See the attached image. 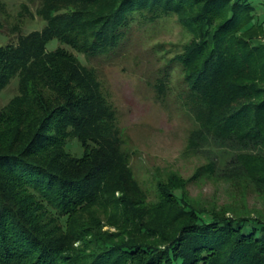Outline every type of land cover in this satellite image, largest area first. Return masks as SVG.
<instances>
[{
	"label": "trees",
	"instance_id": "trees-1",
	"mask_svg": "<svg viewBox=\"0 0 264 264\" xmlns=\"http://www.w3.org/2000/svg\"><path fill=\"white\" fill-rule=\"evenodd\" d=\"M42 3L44 29L0 48V93L20 79L0 110V264H264V218L196 207L178 183L160 182L150 206L130 196L114 114L93 71L63 47L47 49L58 40L108 55L139 13L175 14L192 36L174 60L201 128L264 152V0ZM236 158L264 188V153ZM93 207L116 212L115 231L83 217Z\"/></svg>",
	"mask_w": 264,
	"mask_h": 264
},
{
	"label": "rangeland",
	"instance_id": "rangeland-1",
	"mask_svg": "<svg viewBox=\"0 0 264 264\" xmlns=\"http://www.w3.org/2000/svg\"><path fill=\"white\" fill-rule=\"evenodd\" d=\"M42 2L0 0V48L44 29L48 5ZM157 12L139 13L141 18L132 22L121 46L108 55L89 57L58 40L51 41L47 49L63 47L93 71L99 92L114 114L112 125L127 158L130 196L140 195L150 206L159 200L160 182L178 183V192L196 207L264 218V188L241 174L236 158L240 152H264L231 141L222 143L201 128L182 70L174 60L192 36L178 23L177 15ZM19 88L16 74L0 93V110ZM71 142V153L81 152L77 141ZM209 163L213 171H205ZM82 215L102 219L104 229L111 231L121 220L116 212L106 214L95 207Z\"/></svg>",
	"mask_w": 264,
	"mask_h": 264
}]
</instances>
